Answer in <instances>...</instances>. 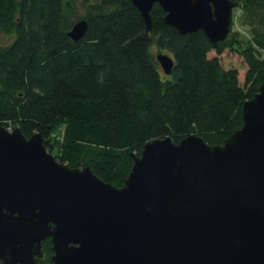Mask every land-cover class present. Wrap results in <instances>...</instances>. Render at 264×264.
Segmentation results:
<instances>
[{
	"label": "water",
	"instance_id": "obj_1",
	"mask_svg": "<svg viewBox=\"0 0 264 264\" xmlns=\"http://www.w3.org/2000/svg\"><path fill=\"white\" fill-rule=\"evenodd\" d=\"M151 31L159 4L181 34L213 44L232 31L234 0H131ZM86 19L68 33L74 41ZM166 74L174 59L158 54ZM122 187L72 168L0 124V262L41 264H264V82L243 106V126L222 145L198 135L144 145Z\"/></svg>",
	"mask_w": 264,
	"mask_h": 264
},
{
	"label": "trees",
	"instance_id": "obj_2",
	"mask_svg": "<svg viewBox=\"0 0 264 264\" xmlns=\"http://www.w3.org/2000/svg\"><path fill=\"white\" fill-rule=\"evenodd\" d=\"M234 1L248 37L215 45L203 30L181 34L165 23L159 4L147 32L131 0H0V124L46 141L62 120L59 161L89 166L118 187L149 141L195 134L222 145L242 128L244 103L264 82V0ZM81 19L89 28L74 41L68 33ZM155 41L174 59L171 74ZM236 45L243 83L221 59ZM42 249L41 264H50V238Z\"/></svg>",
	"mask_w": 264,
	"mask_h": 264
},
{
	"label": "rangeland",
	"instance_id": "obj_3",
	"mask_svg": "<svg viewBox=\"0 0 264 264\" xmlns=\"http://www.w3.org/2000/svg\"><path fill=\"white\" fill-rule=\"evenodd\" d=\"M240 17H241V12L239 11L238 8H235L233 11L232 31L229 34L231 38L245 39L248 37L247 28L240 21ZM2 38H3L2 41L4 43H8L9 42L8 40H10V37L6 35H3ZM238 49H239L238 45H236V47L226 50L225 53L221 56V59L223 61V64L227 68L235 67L239 70L240 81L243 83L245 78V73L247 71V66ZM152 51L156 56L158 54H167V52L161 50L158 47L156 41L152 46ZM63 133H64V122L61 120L52 128V130L49 132L48 138L45 141L47 150L53 155H55L57 159L61 149Z\"/></svg>",
	"mask_w": 264,
	"mask_h": 264
},
{
	"label": "flooded vegetation",
	"instance_id": "obj_4",
	"mask_svg": "<svg viewBox=\"0 0 264 264\" xmlns=\"http://www.w3.org/2000/svg\"><path fill=\"white\" fill-rule=\"evenodd\" d=\"M50 264H51V262H50Z\"/></svg>",
	"mask_w": 264,
	"mask_h": 264
}]
</instances>
